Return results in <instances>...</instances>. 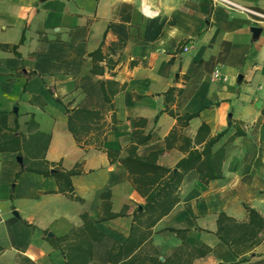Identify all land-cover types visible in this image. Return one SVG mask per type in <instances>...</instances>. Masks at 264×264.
Masks as SVG:
<instances>
[{
  "label": "crops",
  "instance_id": "1",
  "mask_svg": "<svg viewBox=\"0 0 264 264\" xmlns=\"http://www.w3.org/2000/svg\"><path fill=\"white\" fill-rule=\"evenodd\" d=\"M232 1L264 11V0ZM99 47L101 72L93 73L89 54ZM215 68L228 76L226 83L213 79ZM169 88L180 90L167 104L172 111L198 113L186 126L159 113ZM72 108L103 117L102 130L83 137L86 144L67 128ZM140 119L145 125L135 127ZM203 123L211 136L224 132L211 147H226L222 176L207 184L185 177L179 202L153 227L152 243L167 257L181 244L167 228L186 229L188 245L210 248L191 264H228L238 258L216 235L218 214L247 222L248 207L264 218V23L210 0H0V264H17L19 255L35 264H65L45 235L81 226L82 214L96 220L105 192L111 212L128 206L125 216L95 224L105 237L92 243L93 261L109 264L110 246L126 238L144 200L105 150L123 157L135 129L152 132L137 154L163 150L158 164L175 170L187 153L179 135L193 140ZM174 128L176 140L167 149ZM37 136L48 138L42 154L50 171L79 165L72 197L58 191L53 176L22 171L15 177L24 168L16 157L25 154L14 151V139ZM260 235L259 244L239 256L248 259L241 264L264 260Z\"/></svg>",
  "mask_w": 264,
  "mask_h": 264
},
{
  "label": "trees",
  "instance_id": "2",
  "mask_svg": "<svg viewBox=\"0 0 264 264\" xmlns=\"http://www.w3.org/2000/svg\"><path fill=\"white\" fill-rule=\"evenodd\" d=\"M93 61L92 72L100 73L97 64L103 59L101 48L89 54ZM109 68L113 64L109 61ZM102 84V83H101ZM103 89L104 98L110 102L107 91ZM180 94L179 89L169 88L164 93L165 105L159 113L167 112L177 120V124L186 126L189 121L196 117L198 113L179 115L168 107V102L174 100ZM67 128L73 135L75 141L82 145L83 137L89 130L94 129L100 132L103 128L102 115L94 109L72 108L66 109ZM158 115L155 117L157 120ZM113 125L116 120L113 118ZM145 119L135 122V127L144 126ZM111 126V128L113 127ZM177 129L174 128L165 138L166 148H171L176 140ZM224 132L215 136L210 135L209 127L201 124L193 140L179 135L181 149L187 153L176 164L175 170L159 165L158 156L163 150L149 152L145 156H139L136 152L139 144L147 141L152 132L143 134L135 129L134 142L126 148L125 156L121 157L119 151L105 150L110 162L118 160L127 170L128 178L136 192L143 198L140 211H134L131 215L129 232L122 242L114 241L109 248L107 263L109 264H191L195 257H201L210 252V248L202 246L200 248L191 247L185 242L186 229L169 227L167 230L173 232L180 240L181 244L167 257L161 256L158 249L152 243L153 227L164 216H166L179 202V189L185 177H195L200 182L207 184L211 180L219 179L222 176L221 166L226 157V147L222 146L216 151L211 147L215 144ZM41 133H38L40 137ZM235 135H241L237 132ZM30 138L20 143L14 139V151L18 155L24 152V168L17 172V178L22 171H31L44 176H53L58 184V191L70 195L73 190L71 177L81 171L79 165L70 170H55L50 173L48 163L43 160V150L47 147L48 138ZM199 146V147H197ZM28 158L31 159L28 163ZM101 216L96 220L88 218L87 214H82V225L71 228L66 234L60 237H48L45 239L51 246L59 250L65 258V264H97L93 261L92 243H101L105 233L96 227V223L106 221L117 216H125L127 205L119 213L110 211V194L108 192L101 195ZM248 213L247 222H238L225 213H219L217 218L216 235L224 243L231 253L238 258L237 261L228 264H241L247 262V258H239L246 250L256 246L261 241L264 233V218L254 209L246 207ZM46 234V233H45ZM3 248L0 247V253ZM17 264H35L30 258L19 255ZM249 264H264V260L255 261Z\"/></svg>",
  "mask_w": 264,
  "mask_h": 264
},
{
  "label": "built area",
  "instance_id": "3",
  "mask_svg": "<svg viewBox=\"0 0 264 264\" xmlns=\"http://www.w3.org/2000/svg\"><path fill=\"white\" fill-rule=\"evenodd\" d=\"M213 5H218L224 7L229 11H234L242 14H246L252 17L253 22L255 23H264V11L253 9L239 3H236L232 0H210ZM188 47H183V51H187ZM212 77L215 81L220 83H226L228 76L223 74L220 69L215 68L212 74Z\"/></svg>",
  "mask_w": 264,
  "mask_h": 264
},
{
  "label": "water",
  "instance_id": "4",
  "mask_svg": "<svg viewBox=\"0 0 264 264\" xmlns=\"http://www.w3.org/2000/svg\"><path fill=\"white\" fill-rule=\"evenodd\" d=\"M16 160L19 163L20 167L22 168L23 167V159H22V157L21 156H17ZM54 171L55 170L52 169L50 172L53 173ZM141 209H142V207L138 206V211H140ZM14 214H16V213L14 212ZM50 236H51V234H48V237H50Z\"/></svg>",
  "mask_w": 264,
  "mask_h": 264
}]
</instances>
